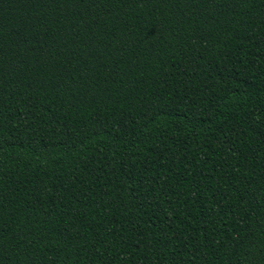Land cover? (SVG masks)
<instances>
[{"label": "trees", "instance_id": "1", "mask_svg": "<svg viewBox=\"0 0 264 264\" xmlns=\"http://www.w3.org/2000/svg\"><path fill=\"white\" fill-rule=\"evenodd\" d=\"M0 264H264V0H0Z\"/></svg>", "mask_w": 264, "mask_h": 264}]
</instances>
